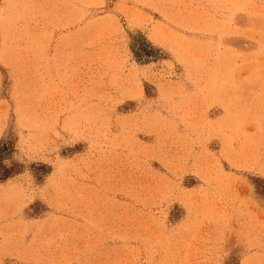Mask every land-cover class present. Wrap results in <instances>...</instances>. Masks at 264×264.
I'll use <instances>...</instances> for the list:
<instances>
[{"label": "rangeland", "instance_id": "rangeland-1", "mask_svg": "<svg viewBox=\"0 0 264 264\" xmlns=\"http://www.w3.org/2000/svg\"><path fill=\"white\" fill-rule=\"evenodd\" d=\"M30 4L80 34L17 89L0 264H264V0Z\"/></svg>", "mask_w": 264, "mask_h": 264}, {"label": "crops", "instance_id": "crops-1", "mask_svg": "<svg viewBox=\"0 0 264 264\" xmlns=\"http://www.w3.org/2000/svg\"><path fill=\"white\" fill-rule=\"evenodd\" d=\"M32 1L2 0L0 5L3 16L0 20V140L9 129L14 107L23 105L17 102L20 83L36 82L47 90V83L55 82L58 91L62 80V51L73 48L80 34L75 29L81 18L79 12L65 14L59 10L53 14L47 8L37 25L34 16H27L30 5H34L30 4ZM81 1L90 3L92 0ZM39 9H44L42 3Z\"/></svg>", "mask_w": 264, "mask_h": 264}, {"label": "trees", "instance_id": "trees-1", "mask_svg": "<svg viewBox=\"0 0 264 264\" xmlns=\"http://www.w3.org/2000/svg\"><path fill=\"white\" fill-rule=\"evenodd\" d=\"M6 178H8V176H7V175H5V177H4L3 179H6Z\"/></svg>", "mask_w": 264, "mask_h": 264}]
</instances>
